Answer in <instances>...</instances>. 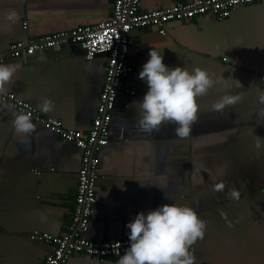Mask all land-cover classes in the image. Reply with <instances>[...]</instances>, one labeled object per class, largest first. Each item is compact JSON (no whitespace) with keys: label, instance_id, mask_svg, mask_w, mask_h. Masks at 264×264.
Listing matches in <instances>:
<instances>
[{"label":"crops","instance_id":"obj_1","mask_svg":"<svg viewBox=\"0 0 264 264\" xmlns=\"http://www.w3.org/2000/svg\"><path fill=\"white\" fill-rule=\"evenodd\" d=\"M178 1L140 0V9ZM112 13L113 0H0V56L14 42L96 25ZM130 39L134 72L129 82L137 93L118 95L110 142L98 151L97 199L85 236L128 238L126 224L139 211L169 201L190 204L206 221L204 238L191 249L195 264H264V149L255 147L256 135L264 137V0L242 4L224 19L207 13L173 20L165 33L138 28ZM150 44L163 47L167 64L200 65L217 78L214 88L198 97V118L186 138L176 135L173 122L164 121L150 132L137 124L134 102L147 91L139 72ZM85 53L80 43L69 42L5 58L20 65L6 94L31 102L45 118L88 134L108 57L87 59ZM225 93L241 99L223 111L213 110V102ZM45 96L55 102L51 111L40 107ZM18 112L0 96V264H42L52 246L33 232H68L82 149L33 118L36 130L22 139L12 126ZM218 182L224 183L223 190L214 188ZM234 187L239 200L228 195ZM119 256L74 253L65 264H116Z\"/></svg>","mask_w":264,"mask_h":264},{"label":"built area","instance_id":"obj_2","mask_svg":"<svg viewBox=\"0 0 264 264\" xmlns=\"http://www.w3.org/2000/svg\"><path fill=\"white\" fill-rule=\"evenodd\" d=\"M255 1L260 0H181L165 8L144 11L140 9V0H113V13L108 20L96 25H79L67 31L17 41L10 45L6 54L0 56V62H4L7 57L20 58L49 48H59L69 42H78L84 47L87 59H93L100 54L108 57L97 112L86 135L80 130L66 128L58 119L45 118L34 104L18 98L14 93L2 96L3 100L18 111L45 122L66 141L82 149L76 204L68 232L63 236L39 230L33 232L36 239L52 246V251L42 264H65L74 253L101 259L119 256L129 245L128 238L95 240L87 238L85 232L89 228L97 199L100 164L98 151L110 142V127L118 95L120 92L129 96L137 93L136 86L129 82V77L134 72V66L129 59L131 32L138 28H154L165 33L166 24L170 21L190 20L207 13L214 14L217 19H224L236 7ZM26 26L24 23V27Z\"/></svg>","mask_w":264,"mask_h":264},{"label":"clouds","instance_id":"obj_3","mask_svg":"<svg viewBox=\"0 0 264 264\" xmlns=\"http://www.w3.org/2000/svg\"><path fill=\"white\" fill-rule=\"evenodd\" d=\"M163 47L150 44L148 59L143 63L139 78L147 83L143 98L134 102L139 106L137 124L144 131L158 130L164 121L173 122L177 136L186 138L198 118V97L206 95L217 83V78L200 65L189 69L185 65H169L164 60ZM20 65L14 62H0V96L7 93L9 84ZM238 81L237 86L240 85ZM240 95L225 93L213 102L212 108L223 111L234 105ZM264 102V94L260 96ZM40 107L51 111L55 102L43 97ZM12 126L22 139L36 130V123L25 112H18ZM255 147L264 149V137L256 135ZM223 182L214 184L216 190H223ZM233 200H239L237 188L229 190ZM167 196V195H166ZM129 229V245L119 256L116 264H195L192 246L203 239L206 221L190 204L167 202L147 211H139L126 224Z\"/></svg>","mask_w":264,"mask_h":264}]
</instances>
